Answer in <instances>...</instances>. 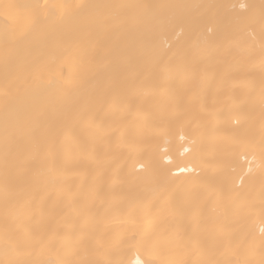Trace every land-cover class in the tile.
I'll return each instance as SVG.
<instances>
[{
    "label": "bare ground",
    "instance_id": "obj_1",
    "mask_svg": "<svg viewBox=\"0 0 264 264\" xmlns=\"http://www.w3.org/2000/svg\"><path fill=\"white\" fill-rule=\"evenodd\" d=\"M264 264V0H0V264Z\"/></svg>",
    "mask_w": 264,
    "mask_h": 264
},
{
    "label": "snow or ice",
    "instance_id": "obj_2",
    "mask_svg": "<svg viewBox=\"0 0 264 264\" xmlns=\"http://www.w3.org/2000/svg\"><path fill=\"white\" fill-rule=\"evenodd\" d=\"M137 264H139V262H137Z\"/></svg>",
    "mask_w": 264,
    "mask_h": 264
}]
</instances>
